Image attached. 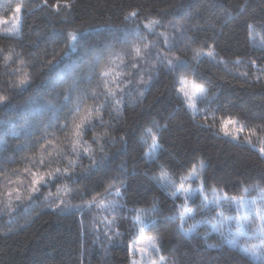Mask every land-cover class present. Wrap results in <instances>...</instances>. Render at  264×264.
Masks as SVG:
<instances>
[{
    "label": "trees",
    "instance_id": "1",
    "mask_svg": "<svg viewBox=\"0 0 264 264\" xmlns=\"http://www.w3.org/2000/svg\"><path fill=\"white\" fill-rule=\"evenodd\" d=\"M17 5L21 35L0 29V264H133L128 246L141 233L158 264H264L213 224L217 208L202 195L185 206L175 193L201 163L208 193L264 190V0H0V18ZM72 32L82 34L74 50ZM177 59L186 67L169 70ZM183 78L207 90L195 113ZM230 119L244 125L239 140L220 130ZM185 208L193 215L180 228Z\"/></svg>",
    "mask_w": 264,
    "mask_h": 264
},
{
    "label": "rangeland",
    "instance_id": "2",
    "mask_svg": "<svg viewBox=\"0 0 264 264\" xmlns=\"http://www.w3.org/2000/svg\"><path fill=\"white\" fill-rule=\"evenodd\" d=\"M14 15L15 13H13L10 17L0 18V21H7L4 23H0V29L10 35L20 36L21 35V23L23 19V10L21 13L22 19L19 25H16L12 21V17ZM258 43L264 44L262 39L258 40ZM181 80L183 81V83L180 84V89L183 87L188 92V97L185 98L182 92L181 94L183 98L185 99L186 103L191 107V109L195 113L197 106L200 103L199 101H202L207 96V90L205 89L204 86L200 85L195 80H191L188 78H183ZM198 88H203L205 90V93L203 96H199L197 94L196 89ZM230 120H233V119H230ZM222 125L220 126V130L222 129ZM239 125H242V124L238 123L237 125H226V127L228 128L230 132H232L233 136H235L237 135V128L239 127ZM244 131H245V128L243 132L239 133V139L242 138V135L245 133ZM152 135H155L157 137V131L155 129L150 130L145 137L146 138L145 145H146V148L148 149V153H149V146L152 144ZM157 143H158V137H157ZM156 150L152 151L150 155H153V153ZM201 164H199L196 167L195 175L190 176L189 174L187 178L183 180V182L177 185L175 193H178L183 197L185 201L184 203L185 206H187L189 202L197 198L199 194L202 195L203 198L206 196L207 200L204 199L206 206L211 207L212 205L217 208L214 213L211 212V216L214 218V221H212L213 224L221 225L222 228H224V231L228 232L227 234L232 233L234 245L241 244L240 245L241 248L246 253L248 252L250 254H252L253 252L255 253L263 252L264 235H261L257 228V225L259 224V220L255 218L254 210L255 208H258V207H264V203H262V200H264V192H262L261 190L253 196L244 195L245 201H246V204L244 206H240L237 204V198L239 197L231 198L226 193L218 191V190H212L210 193H208L204 189V184H203L202 175H201V173L203 172L204 165L201 168ZM12 184H15V183H12ZM181 184H183L185 189H188L189 192H191V195L188 197L187 200H185V196L187 194L184 191L179 190ZM11 193L13 194V192ZM17 195L19 194L16 193L14 197L7 196V199L9 201L14 200L16 199ZM57 196H60V195L59 194L54 195V197L56 198ZM254 198L256 200V203L251 204L250 202ZM193 209H195L194 205H193L192 210ZM246 213L248 214V219L244 220L243 217ZM237 218H240L243 224L242 229L240 225L237 223ZM136 241H137L136 248L137 249L145 248L146 251L144 253H141L137 250L135 254L132 256V262L135 261V264H153V262H157L155 261L154 257L157 255L159 250L154 251L152 247V244H155L157 247L155 240L152 239L150 236H147V235H144V233H141Z\"/></svg>",
    "mask_w": 264,
    "mask_h": 264
},
{
    "label": "snow or ice",
    "instance_id": "3",
    "mask_svg": "<svg viewBox=\"0 0 264 264\" xmlns=\"http://www.w3.org/2000/svg\"><path fill=\"white\" fill-rule=\"evenodd\" d=\"M47 3V0H45V4ZM67 7H71V5H66ZM56 9L59 10V8L61 7V5L57 4L56 6ZM22 10H23V6L22 5H17L14 9V13L15 15L12 17V21L16 24V25H19L21 19H22V16H21V13H22ZM129 15L135 17L137 15L136 12H132L130 13ZM127 19V17H126ZM4 22H7V21H0V23H4ZM160 24V21L158 20H155V21H149V23L147 25H145L146 28H148L149 31H152L154 26L156 25H159ZM251 27V26H250ZM82 34H77L75 32H72V33H69L68 34V40H69V48L70 50H74L75 47L77 46V43L79 42L80 40V36ZM165 43L167 44V39H165ZM145 49H148L149 52L148 54H151V55H154V57L161 63H163V58L161 57V55L159 53H151L150 52V45H145ZM134 51L136 52V55L137 57L143 59L144 57L141 55V49L139 47L135 48ZM202 53H198L197 56L201 55ZM67 55V53H65V56ZM206 55H208L209 57H214V52L212 51H209L206 53ZM11 57H6V59H10ZM61 60H63V57H61ZM60 61H56L55 64L53 65V68L57 67L59 65ZM252 64H255V61H252L251 62ZM167 65H168V68L169 70H172V71H179L180 68L182 67H186V63L184 61H181L179 59H177L175 61V63L172 61V60H168L167 61ZM133 67H135V65H133ZM101 79L102 80H106L107 76L109 75L108 72H102L101 74ZM246 75V74H245ZM61 77V74H57V79H59ZM28 83L27 80H21L19 82V84L17 85V87H23L25 86L26 84ZM181 83H183V81H181ZM118 87V85H117ZM180 92H182L184 94V97L187 98L188 97V92L182 87L180 89ZM196 92L199 96H203L204 93H205V90L203 88H198L196 89ZM98 93H92V97L93 99H96L98 98ZM103 95L105 96L106 100L108 97H112L115 95L114 92H111V91H107L105 90ZM7 97L6 96H0V103H4L5 101H7ZM70 96L68 95H65L64 96V100L66 102H69L70 101ZM100 108L104 107V105H100L99 106ZM79 105H77V108H76V111L79 112ZM99 109L96 107V106H93L92 109L89 110V112L91 113V111H98ZM91 123V117H86L84 119V121H82L81 124H77L75 125V128L77 129V135H80V133L83 131L85 125L87 124H90ZM239 122L238 121H235V120H228L226 122H224V124L222 125V134L225 136V137H228V138H231V139H235V140H239V133L240 132H243L244 130V125H239V127L237 128V135L233 136L232 132H230L228 130V128L226 127V125H237ZM68 125L67 123L64 124V125H61V128H67ZM246 143H248L251 147L255 148V145L254 144H251V140H247ZM159 148V144L157 143V137L155 135H152V144L149 146V153H146V155H149L150 156V153L156 149ZM75 149H73L74 151ZM85 151H87V149H85ZM259 154L261 156V158H264V147H260L259 148ZM41 164H43V160L40 161ZM203 167V164H201V168ZM25 172L28 171V169H25L24 170ZM60 169H56V174H59L60 173ZM67 171V169H65V172ZM196 174V168L195 166L193 167V170L192 172L190 173V176L191 175H195ZM35 173H33V176L35 177ZM49 175H52L51 173ZM43 177H40V178H34L32 180V185L33 187L31 188V192H36L38 191V188L36 187V185H39L42 181H43ZM161 180H165L166 179V176L162 175L160 177ZM46 183V181H44ZM180 191H184L187 195L185 196V200L188 199V197L191 195V192H189L188 189H185L183 184L180 185ZM16 192L19 193V189H16ZM248 192V189H245V193ZM262 192H264V190H262ZM9 197L12 196V193L9 192ZM226 195V194H225ZM16 199L17 200H21V197L19 195L16 196ZM205 200H207V197L205 196L204 197ZM22 202V201H21ZM251 204H255L256 203V200L255 198L250 202ZM262 203H264V200H262ZM237 204L240 205V206H244L246 204V201H245V197L244 196H241L239 198H237ZM153 212L156 211L155 208H153L152 210ZM251 211V209H250ZM188 215H193L191 213V210L185 208L184 212L180 213L179 214V219L181 221V224L178 226L180 228L183 227V222H184V218L185 216H188ZM254 216L255 218H257L259 220V224L257 225V228L260 232L261 235H264V207H258V208H255L254 210ZM244 220H247L248 219V214L246 213L243 217ZM137 220H139V217H137ZM149 222L150 221V218H149ZM142 223V222H141ZM237 223L240 225L241 229L243 228V224L240 220V218H237ZM140 232H143V226L140 228ZM136 243L137 241H133L132 243L129 244V252L132 253L133 255L135 254V252L138 250L139 252L141 253H144L146 251L145 248H139L137 249L136 248ZM231 243V242H230ZM152 247H153V250L154 251H158V248L156 247L155 244H152ZM252 255L254 257H256V253L253 252ZM261 255H264V252L261 253ZM256 258H259V257H256ZM164 258L163 257H160V262H163ZM133 264H135V261H133ZM153 264H157V262H153Z\"/></svg>",
    "mask_w": 264,
    "mask_h": 264
}]
</instances>
